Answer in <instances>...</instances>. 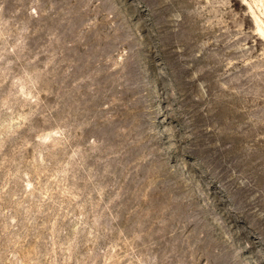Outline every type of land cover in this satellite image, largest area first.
<instances>
[{
    "label": "clouds",
    "instance_id": "clouds-1",
    "mask_svg": "<svg viewBox=\"0 0 264 264\" xmlns=\"http://www.w3.org/2000/svg\"><path fill=\"white\" fill-rule=\"evenodd\" d=\"M0 264H264V0H0Z\"/></svg>",
    "mask_w": 264,
    "mask_h": 264
}]
</instances>
